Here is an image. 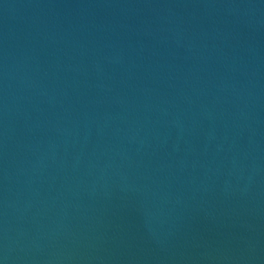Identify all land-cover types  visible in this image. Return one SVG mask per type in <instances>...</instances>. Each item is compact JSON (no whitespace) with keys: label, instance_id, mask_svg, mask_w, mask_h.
I'll return each instance as SVG.
<instances>
[{"label":"water","instance_id":"95a60500","mask_svg":"<svg viewBox=\"0 0 264 264\" xmlns=\"http://www.w3.org/2000/svg\"><path fill=\"white\" fill-rule=\"evenodd\" d=\"M0 264H264V0H0Z\"/></svg>","mask_w":264,"mask_h":264}]
</instances>
